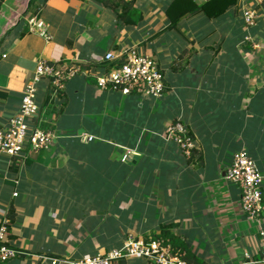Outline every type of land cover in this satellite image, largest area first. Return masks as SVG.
<instances>
[{"label":"crops","instance_id":"crops-1","mask_svg":"<svg viewBox=\"0 0 264 264\" xmlns=\"http://www.w3.org/2000/svg\"><path fill=\"white\" fill-rule=\"evenodd\" d=\"M123 1L132 19L140 14L136 23L119 18V0H0V128L37 62L83 69L60 91L46 79L37 86L35 122L54 131L52 144L10 161L0 155V224L19 251L1 264L76 260L120 247L129 233L173 248L163 227L203 264H264V219L243 214L239 188L225 179L232 154L245 150L263 175L264 203V2L237 0L217 17L198 11L172 27V0ZM247 7L259 14L249 28ZM35 13L50 40L28 31ZM129 48L158 63L161 97L97 87L107 61L96 58ZM173 121L190 132V156L164 137ZM128 153L136 158L126 162Z\"/></svg>","mask_w":264,"mask_h":264},{"label":"built area","instance_id":"built-area-1","mask_svg":"<svg viewBox=\"0 0 264 264\" xmlns=\"http://www.w3.org/2000/svg\"><path fill=\"white\" fill-rule=\"evenodd\" d=\"M258 16V9L244 8L242 17L245 26L247 28L254 26ZM26 22L28 31L37 33L45 40L51 39L48 24L41 20L37 13L32 14ZM120 58L123 60L120 65H111L96 76V85L100 90H114L123 95L161 97L165 90L163 73L152 56L129 48L118 56L109 50L96 59L112 62ZM80 73H83V69L76 61L37 62L31 77L24 85L18 109L9 117L7 124L0 128V155L10 161L21 156L23 149H26L28 154H37L52 144L55 138L54 131L41 129L35 122L39 111L36 101L37 86L46 79L53 91H60L65 88L67 80ZM164 137L177 143L185 156H190L194 143L182 123L170 122L165 128ZM225 179L239 188L240 208L243 214L261 224L264 219L263 175L245 150L232 154ZM6 223L4 220L0 224V264L19 253L17 249L7 244ZM257 233L261 240L260 255L264 260V228L261 225L257 227ZM131 257L144 258L151 264H186L182 255L175 252L163 239L141 238L131 233L126 235L118 248L86 255L76 260L50 258V261L51 264H113L118 259Z\"/></svg>","mask_w":264,"mask_h":264},{"label":"trees","instance_id":"trees-1","mask_svg":"<svg viewBox=\"0 0 264 264\" xmlns=\"http://www.w3.org/2000/svg\"><path fill=\"white\" fill-rule=\"evenodd\" d=\"M236 1L237 0H206L198 4L194 0H172L167 6L165 13L169 19L170 25L173 27L176 26L178 20L183 16L193 14L198 11H201L203 14H205V16L209 18L217 17L224 13L228 9V7L234 5ZM119 3L120 7L122 8L121 13L119 14V18L124 20L125 17V22L127 23H136L140 19L139 13H137L138 17L136 19H132L130 17L129 12L131 11V9L129 3L124 2L123 0H119ZM127 16H129V20L126 19ZM122 62L123 60L121 58L117 59L116 61L106 62V69H108L111 65H120ZM187 133L190 136V132L188 130ZM191 150H193V148ZM160 234L164 237L169 238V241H171L173 250L175 252L180 253L185 251V253L181 255L186 264H203L199 259L191 255L188 250L184 249L183 244H178L176 241H174V237L167 227H163Z\"/></svg>","mask_w":264,"mask_h":264},{"label":"water","instance_id":"water-1","mask_svg":"<svg viewBox=\"0 0 264 264\" xmlns=\"http://www.w3.org/2000/svg\"><path fill=\"white\" fill-rule=\"evenodd\" d=\"M79 133H81V130H79ZM87 139V138H86ZM136 158V156L135 155H132V154H126V156H125V161L127 162V161H131V160H134Z\"/></svg>","mask_w":264,"mask_h":264}]
</instances>
